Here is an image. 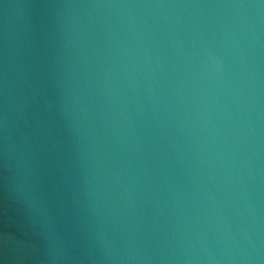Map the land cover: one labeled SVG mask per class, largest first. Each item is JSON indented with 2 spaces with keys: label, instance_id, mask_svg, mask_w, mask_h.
<instances>
[{
  "label": "water",
  "instance_id": "water-1",
  "mask_svg": "<svg viewBox=\"0 0 264 264\" xmlns=\"http://www.w3.org/2000/svg\"><path fill=\"white\" fill-rule=\"evenodd\" d=\"M0 264H264V0H0Z\"/></svg>",
  "mask_w": 264,
  "mask_h": 264
}]
</instances>
